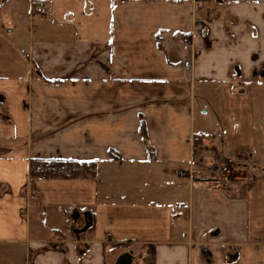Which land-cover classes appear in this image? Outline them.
Here are the masks:
<instances>
[{"label": "crops", "instance_id": "obj_1", "mask_svg": "<svg viewBox=\"0 0 264 264\" xmlns=\"http://www.w3.org/2000/svg\"><path fill=\"white\" fill-rule=\"evenodd\" d=\"M263 90L264 0H0V264H264Z\"/></svg>", "mask_w": 264, "mask_h": 264}, {"label": "trees", "instance_id": "obj_2", "mask_svg": "<svg viewBox=\"0 0 264 264\" xmlns=\"http://www.w3.org/2000/svg\"><path fill=\"white\" fill-rule=\"evenodd\" d=\"M140 131L143 139H145L143 121L140 123ZM198 143L197 138L195 139V145H198ZM95 165V162L31 159L29 162V182L32 185L37 180H67L88 176L93 177Z\"/></svg>", "mask_w": 264, "mask_h": 264}, {"label": "built area", "instance_id": "obj_3", "mask_svg": "<svg viewBox=\"0 0 264 264\" xmlns=\"http://www.w3.org/2000/svg\"><path fill=\"white\" fill-rule=\"evenodd\" d=\"M32 11L34 14L42 17V16L46 15V13H47V6L44 2H38L33 6ZM183 48L186 50L188 47H187V45H184ZM226 165H228V164L223 163V162H219L218 167H216V169L214 171L216 176L220 179H223V180L228 179L229 170L226 167Z\"/></svg>", "mask_w": 264, "mask_h": 264}, {"label": "rangeland", "instance_id": "obj_4", "mask_svg": "<svg viewBox=\"0 0 264 264\" xmlns=\"http://www.w3.org/2000/svg\"><path fill=\"white\" fill-rule=\"evenodd\" d=\"M202 1V0H201ZM257 93H260V91H257ZM255 94V92H254ZM261 97L264 98V90L262 91V94H261ZM202 108V107H201ZM200 108V109H201ZM207 109L209 110V114L207 116H200L199 118V123L203 126V127H206L208 125V123L210 122V120H212L214 117L213 116V111L215 110V105L214 103L212 102L210 105L207 106ZM200 111H203V110H200ZM203 160L202 159H198L197 158V165L198 164H202ZM226 167L229 169V165H226ZM229 176V174H228Z\"/></svg>", "mask_w": 264, "mask_h": 264}]
</instances>
